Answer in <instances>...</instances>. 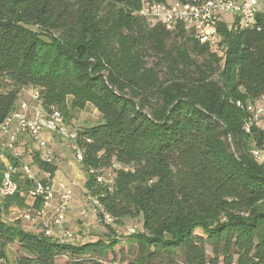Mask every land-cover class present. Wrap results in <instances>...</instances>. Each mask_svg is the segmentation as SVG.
Segmentation results:
<instances>
[{
	"label": "trees",
	"instance_id": "obj_1",
	"mask_svg": "<svg viewBox=\"0 0 264 264\" xmlns=\"http://www.w3.org/2000/svg\"><path fill=\"white\" fill-rule=\"evenodd\" d=\"M144 1L166 0H0V80L11 85L0 81V136L20 88L38 87L45 109L65 110L68 97L74 109L90 104L100 121L73 130L84 186L114 222L142 219L121 264H264V164L250 153L264 132H246L236 106L264 94V19L249 30L221 22L212 47L150 26ZM33 157L53 179L56 166ZM107 169L112 189L97 181ZM2 173L0 163V182ZM15 181L18 193L33 187L21 171ZM18 193L0 199V263L13 245V264H107L115 254V236L72 245L42 224L7 221Z\"/></svg>",
	"mask_w": 264,
	"mask_h": 264
},
{
	"label": "built area",
	"instance_id": "obj_2",
	"mask_svg": "<svg viewBox=\"0 0 264 264\" xmlns=\"http://www.w3.org/2000/svg\"><path fill=\"white\" fill-rule=\"evenodd\" d=\"M259 15L264 19V0L144 1L139 11V16L144 18L150 26L160 24L171 32L182 30L184 33L192 35L199 43L212 47H216L220 42L217 28L224 21L225 16H232L234 19L228 27L249 30L255 27ZM31 98L33 104L34 102L39 103L41 100L40 94L37 92H34ZM236 106L247 114L244 122L246 132L252 128L264 132V94L245 104L237 101ZM45 134H57L65 139L74 152L76 160L78 162L82 160V150L74 143L76 132L68 130L62 113L53 107L45 111L41 106L35 104L19 103L17 109L6 119L1 128V135H5L6 140L0 142V163L3 166L0 199L18 193L15 178L21 171L25 178L33 182V187L29 191L32 202L37 198H41L43 201L40 210H30L21 214V218L27 222L41 220L43 210L54 199L55 191L50 174L38 170L37 172L42 175V178L37 180L32 169V160L26 162L24 159L26 151L22 148L24 137L30 139L39 153L38 158L41 163L52 165L54 154L49 148ZM250 153L257 164H264V142L261 147H253ZM16 163H20V167H17ZM97 181H101L100 177H97ZM58 190L60 194L58 202L54 206L53 224L61 228L68 212L69 202L72 199V191L63 183L58 185ZM92 203L97 209H102L98 200L92 199ZM80 214L84 216L85 212L82 211ZM105 217L108 221L112 220L106 213ZM43 225L45 234L54 237L50 224L43 223ZM131 232L133 233V231ZM67 236L69 233L63 232L60 237L62 239L58 240L67 242L64 241Z\"/></svg>",
	"mask_w": 264,
	"mask_h": 264
},
{
	"label": "rangeland",
	"instance_id": "obj_3",
	"mask_svg": "<svg viewBox=\"0 0 264 264\" xmlns=\"http://www.w3.org/2000/svg\"><path fill=\"white\" fill-rule=\"evenodd\" d=\"M233 20L234 19L232 18V16H225L224 18V21L227 25H231L233 23ZM218 37L221 41L219 33ZM152 61V56H149L148 62L152 63ZM0 81L1 87L6 90L11 89V85L7 80ZM34 92H37L41 95V90L38 87L20 88L18 103L26 102L29 105L35 104L39 107L41 106L43 110L48 111L51 107L45 109L42 106L41 100L39 103L34 102L33 104L31 96ZM71 104L72 100L70 97H68L65 101L64 107L66 111H61L66 117V119L64 117L63 118L65 119V124L68 130L72 131L77 130L83 126L95 125L100 121L99 113L90 104H87L83 109H74L71 107ZM53 108L57 109L56 107ZM27 139L28 138L24 137L22 141L24 147H29L31 145L33 146L31 140ZM28 141L31 143V145ZM63 141L65 143L66 140L63 139ZM60 143L63 142L61 141ZM68 153L70 159L73 160V163L75 165V171L77 172V174H75L76 176L71 178L70 180L66 179L65 177L63 180V182H66L68 187H70V189L72 190V200L70 203V208H68V212L62 224V227L59 228L57 225L53 224L55 217L54 208L52 215L51 213H46V211L43 210L41 214V220H36L35 222H27L25 220H22L21 214L32 210L33 202L29 196L30 190L25 191L21 189V191L17 194V197H15V199L12 201V206L8 204L9 206L6 209V214L4 215V218L9 222L19 221L22 227L30 231L34 230L37 226L41 224L42 226H44L43 223H47L48 225L50 224V226L52 225L51 227L54 234V239H58L56 237L61 236V233L68 232L69 236L65 237L66 240L64 241H67L68 243L71 240V242L69 243H73L72 245H79L85 242L95 241L97 239H105L106 236H115L120 240V244L115 248V254H110L108 256V260L106 263L121 264V251L126 252L129 249V246L124 240L129 237V235L142 231L141 216L137 215L136 217L124 218L121 219L119 223H116L113 220L108 221L105 217V212L102 209L99 210L93 206L92 199L96 198L93 197V195L90 194L84 186L86 175L82 171L80 164L75 160L73 152L69 150ZM26 154V156L24 155V159L27 161L29 160V154H36L37 157L39 155L38 151L34 150L32 147L31 149H29V151H26ZM31 165H35L34 162H32ZM33 171L35 173V178L37 180H40L42 178V175L38 173L35 169H33ZM97 177H100L101 179V181L98 182L101 188L112 189V187L114 186V174L111 169L101 171V173ZM82 211L85 212L84 216L80 214ZM55 227L57 229V232L54 231ZM131 231H133V233ZM207 250L209 253L210 249L208 247ZM19 254L21 253L19 252L16 245L10 246L7 249V264H13V261ZM64 262H66V258L64 257L58 260V263Z\"/></svg>",
	"mask_w": 264,
	"mask_h": 264
},
{
	"label": "crops",
	"instance_id": "obj_4",
	"mask_svg": "<svg viewBox=\"0 0 264 264\" xmlns=\"http://www.w3.org/2000/svg\"><path fill=\"white\" fill-rule=\"evenodd\" d=\"M13 128V127H12ZM45 138L48 140V143H49V147L53 150V154H54V165L56 166V171L54 173V176H53V179H52V183H53V186H54V199L50 202L49 206H47L44 210L49 213H51L52 215V212H53V208L54 206L57 204L58 202V199H59V194H60V191L58 190V185L60 183H63L65 184L67 187L68 185L66 184V182H63L64 180V177L68 180H70L71 178L75 177L77 174V172L75 171V165L73 163V160L70 159L69 157V153L68 151L72 149L68 146V143L65 141H63V138L60 137L59 135L57 134H51V135H48V134H45L44 135ZM6 140V136L5 135H1L0 136V142H3ZM29 140V139H27ZM63 142V143H60V142ZM29 142V141H28ZM29 144L31 145V143L29 142ZM24 151H29V149H31V147L35 149L34 146H29V147H24V144L22 145ZM37 151V150H36ZM31 152V151H30ZM73 152V151H72ZM74 154V152H73ZM27 154L25 153V156ZM33 155V154H32ZM32 155H28V159L29 160H32V162L34 161V157H32ZM31 156V157H30ZM34 156V155H33ZM31 158V159H30ZM74 158H75V155H74ZM29 160L26 162L28 163ZM76 160V158H75ZM77 161V160H76ZM78 162V161H77ZM32 169H35L36 171L40 170L38 169L37 166L33 165L32 166ZM39 173V172H38ZM70 189V187H68ZM71 190V189H70ZM72 191V190H71ZM72 200V199H71ZM70 203L71 201L69 202V208H70ZM52 218V217H51ZM52 226V225H51ZM50 226L51 230H52V227ZM54 231L57 232V229L56 227L54 228ZM58 234V233H57ZM61 236H57L56 238L60 239ZM71 242V240L69 241ZM68 242V243H69ZM70 244H73V243H70Z\"/></svg>",
	"mask_w": 264,
	"mask_h": 264
}]
</instances>
